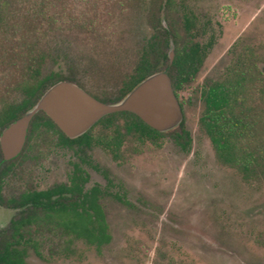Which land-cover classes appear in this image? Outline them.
<instances>
[{
    "label": "rangeland",
    "instance_id": "374dc122",
    "mask_svg": "<svg viewBox=\"0 0 264 264\" xmlns=\"http://www.w3.org/2000/svg\"><path fill=\"white\" fill-rule=\"evenodd\" d=\"M35 1L45 6V16L26 13ZM170 1L0 0V106L21 99L7 56L20 41L43 55V75L58 71L97 99L115 103L125 97L123 83L155 27L172 25L183 38L182 15L192 13L205 24L195 39H214L181 93L186 148L175 140L179 125L153 139L125 134L117 156L100 144L83 150L81 156L108 176L80 164L91 174L87 188L106 189L100 205L110 241L97 249L45 224L34 235L40 255L30 248L28 264H264V177L245 178L221 162L200 122L203 85L223 77L237 54L250 51L264 70V0ZM159 3L160 23L153 24ZM104 133L111 131H92ZM25 147L12 162L0 158V171L10 166L2 184L0 234L21 212L9 199L68 182L72 164L79 163L73 150L56 143V133L42 132Z\"/></svg>",
    "mask_w": 264,
    "mask_h": 264
},
{
    "label": "trees",
    "instance_id": "16d2710c",
    "mask_svg": "<svg viewBox=\"0 0 264 264\" xmlns=\"http://www.w3.org/2000/svg\"><path fill=\"white\" fill-rule=\"evenodd\" d=\"M170 2L166 0L167 5ZM32 4L27 14L45 16V6H40L36 1ZM161 7L162 4L159 3L157 14L151 16L153 24L160 23L158 14ZM182 26L183 38H180L172 25L167 28L155 27L154 33L141 46L139 59L123 83L121 96L128 94L147 76L162 70L171 77L174 92L182 106L181 93L195 79L208 48L214 42L212 37L204 44L195 39L204 33L205 24L194 14L183 13ZM171 42L174 45L172 60L166 51ZM249 53L244 50L237 54L223 77L203 85L201 97L204 111L200 118L218 159L238 169L245 178L264 177V70ZM7 56L12 63L9 75L15 74L21 99L17 102L1 101L0 133L31 109L46 88L56 82L70 80L58 71L43 75V55L36 54L31 45H22L21 41L11 48ZM183 125L182 122L181 132L175 134V140L182 148H186L190 143V135ZM97 126L104 131H111V134L95 136L92 131ZM42 132L56 133V143L60 147L76 144L77 151L82 152L83 147L100 144L114 156H117L123 145L125 134H135L138 139H153L162 134L128 111L105 115L87 133L74 139L67 137L49 116L40 112L31 122L26 147ZM81 158L83 162L91 165L85 157ZM91 166L98 169L97 165ZM8 169L10 167L0 172V188ZM104 175L108 177L106 173ZM86 181L87 176L82 167L74 164L68 184H59L40 191H24L17 198L10 199L11 205L24 210L19 218L11 221L10 231L0 234V264H28L26 256L30 248L40 255L39 243L34 235L45 224L57 226L97 249L109 242L111 236L104 212L97 201L100 190L95 187L83 192ZM108 183H111L109 178Z\"/></svg>",
    "mask_w": 264,
    "mask_h": 264
},
{
    "label": "water",
    "instance_id": "95a60500",
    "mask_svg": "<svg viewBox=\"0 0 264 264\" xmlns=\"http://www.w3.org/2000/svg\"><path fill=\"white\" fill-rule=\"evenodd\" d=\"M169 55L172 60L174 47ZM121 111L136 114L159 132L175 128L183 120L182 106L165 71L147 76L115 103L103 102L74 82L62 80L52 84L31 109L3 129L0 148L6 160L16 157L23 150L30 123L39 112H44L67 136L74 138L105 115Z\"/></svg>",
    "mask_w": 264,
    "mask_h": 264
},
{
    "label": "flooded vegetation",
    "instance_id": "af4514ba",
    "mask_svg": "<svg viewBox=\"0 0 264 264\" xmlns=\"http://www.w3.org/2000/svg\"><path fill=\"white\" fill-rule=\"evenodd\" d=\"M44 113V112H43ZM51 119V118H50ZM52 120V119H51ZM32 122V121H31ZM98 122V121H97ZM96 122V123H97ZM95 123V124H96ZM55 124V123H54ZM94 124V125H95ZM56 125V124H55ZM94 125L93 126H91L85 133H87L91 128H93L94 127ZM30 126H31V123H30ZM30 126H29V128H30ZM57 126V125H56ZM58 127V126H57ZM29 128H28V131H29ZM59 128V127H58ZM60 129V128H59ZM61 130V129H60ZM62 131V130H61ZM63 132V131H62ZM64 133V132H63ZM65 134V133H64ZM84 134V133H83ZM82 134V135H83ZM27 135H28V132H27ZM66 135V134H65ZM67 136V135H66ZM67 137H69V136H67ZM56 138H57V140H58V135L56 136ZM70 139H74V138H77V137H74V138H72V137H69ZM57 140H56V142H57ZM26 141H27V137H26ZM25 145H26V143H25ZM63 148H66V149H71V150H73V152L75 153V154H77L78 156H79V163H73L72 165L74 166V164H78V165H80L81 163H85V162H83L82 161V158L81 157H83V156H81L82 155V153H83V151L82 152H80V151H77L78 150V147H77V145L76 144H71V145H66V146H62ZM89 148H92V146H90V147H88V146H86V147H83V149L85 150V149H89ZM24 149V148H23ZM23 150L16 156V157H14V158H12V159H9V160H6L5 158H4V156H3V153H2V151H1V148H0V158H1V160H2V162H4V163H9V162H12L14 159H16L17 157H20L22 154H23ZM87 160H89V158H87V157H85ZM88 164V163H87ZM94 165H96V164H94ZM81 166V165H80ZM98 166V169H95L94 167H92L95 171H97L98 173H100L104 178H106L105 177V175H104V172H103V169H101L100 167H99V165H97ZM7 167H10L9 165L7 166ZM82 167V166H81ZM5 169H7V168H5ZM82 169H83V171H84V173H85V175L87 176V181L84 183V185H83V192L84 191H89L90 189H92V188H95V187H97V188H99V190H100V192H99V194H97V201H98V203L100 204V200L104 197V195H105V193H106V189L105 188H103V187H101V185H99V184H94V185H92V186H90L89 188H87V185H88V183H89V181H90V179H91V174H90V172H88V171H86L83 167H82ZM4 170V169H3ZM72 170H73V168H72ZM2 171V170H1ZM0 171V172H1ZM8 171H9V169H8ZM71 173H72V171H71ZM70 173V174H71ZM70 176V175H69ZM69 176H68V182H66V183H60V184H68L69 183ZM56 185H59V184H56ZM55 186V185H54ZM53 187V186H52ZM51 188V187H50ZM48 189V188H47ZM43 190H46V189H43ZM36 191H40V190H36ZM0 194H1V197H2V185H1V188H0ZM10 199L7 201L9 204H10ZM2 202H3V198H2ZM11 205V204H10ZM11 206H14V205H11ZM101 206V205H100ZM14 207H16V206H14ZM16 208H20L21 209V212H20V215L22 214V211L24 210V208H21V207H16ZM104 212V211H103ZM20 215H19V217H20ZM19 217H17V218H19ZM14 219H16V218H14Z\"/></svg>",
    "mask_w": 264,
    "mask_h": 264
}]
</instances>
